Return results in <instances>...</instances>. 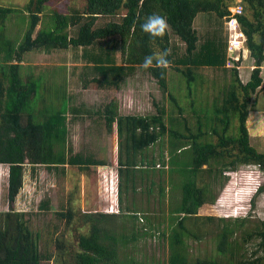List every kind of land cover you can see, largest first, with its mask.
<instances>
[{"label": "trees", "instance_id": "16d2710c", "mask_svg": "<svg viewBox=\"0 0 264 264\" xmlns=\"http://www.w3.org/2000/svg\"><path fill=\"white\" fill-rule=\"evenodd\" d=\"M58 1L63 0H29L19 9L0 4V164L8 166L10 203V210L0 223V264H42L53 258L55 264H165L129 254L130 244L147 234H139L144 220L152 229L162 232L159 236L163 240L168 237L167 228L171 229L166 264H264V219L255 230L245 233L241 229L246 225L245 219L227 223L224 218L199 215L204 205L215 203L214 189L217 184L224 188V182L219 179L226 178L227 172L237 171L241 166H257L264 172V151L253 146L248 127L256 108L253 96L258 99L264 84V0H240L243 13L237 19L254 60L246 83L240 79L237 66H227L229 8L237 0H86L81 10L60 9L55 5ZM153 13L168 20L169 27L163 36L153 37L141 28ZM214 16L219 20L206 28L196 27L200 18ZM102 18H120V21L110 20L104 26H97ZM10 20L17 29L9 27ZM173 39L185 44V49ZM163 51L169 53L168 67L142 66L145 56ZM37 54L43 60L36 59ZM139 69H147L167 92L170 106L165 108L155 101L156 113L123 114L120 102L114 99L103 109L113 142L112 166L82 153L70 155L67 113L75 89H119ZM207 69L213 71L212 77L206 73ZM219 71L223 72V78H218ZM176 79L182 82L179 89ZM206 83L220 89L210 104L195 97L198 85L203 87ZM175 89L179 93L175 94ZM26 113L29 115L24 122ZM74 113L89 112L75 108ZM158 144L162 150L159 160L153 153ZM164 148L170 156L168 160ZM186 151L190 152L188 160L178 163ZM92 165L98 168L92 169ZM66 166L93 181L104 179L100 184L104 200V176L111 179L114 171V178L117 179V174L121 178L117 193L121 195L123 216L85 213L84 226L88 231L77 233L76 244L71 249L65 235L54 238L49 223L46 235L41 227L33 229L29 214L20 211L17 204L27 169L35 172L41 167L65 173ZM166 167L171 177H175L172 181L180 184L183 196L178 199L176 209L164 216L169 221L164 227L161 214L132 210L136 199L124 206L123 196L139 193V179L143 183L158 175L163 180ZM151 181L145 188L149 194L156 187ZM158 189L160 194H165L163 182ZM263 192L264 184L257 194ZM50 203L41 202L38 212L48 214ZM57 215L67 219L69 225L74 211L69 208ZM117 219L134 224L118 227ZM154 219L157 223H152ZM215 220L221 224L216 228L208 230L200 225ZM195 228L204 235L215 234L218 243L215 255L188 260L186 238L202 239ZM43 236L54 240L56 257L44 251ZM238 236L243 243L258 240V247L252 253L254 259H245L244 244L236 240ZM118 239L126 248L121 256Z\"/></svg>", "mask_w": 264, "mask_h": 264}, {"label": "rangeland", "instance_id": "374dc122", "mask_svg": "<svg viewBox=\"0 0 264 264\" xmlns=\"http://www.w3.org/2000/svg\"><path fill=\"white\" fill-rule=\"evenodd\" d=\"M29 0H0V4L6 7H13L14 9H19L24 7ZM86 0H63L55 3L57 7L60 9H66V7L71 9H82L85 5ZM241 5L240 0L235 2V5L231 6L234 9L235 6ZM114 20L120 21V18H102L98 22L97 26H104L106 22ZM219 20L216 16L212 18H200L196 22V27L198 28H206L208 24L211 22H215ZM9 27L11 29L16 25L14 21L10 22ZM18 25L21 24L20 21L17 22ZM224 26L223 22H221ZM229 40V35H228ZM174 42L178 43L179 47L184 50L185 44H182L178 39H173ZM229 54V62L227 64L228 67L233 68L235 66L238 67L239 77L243 82H248L250 80L251 71L254 68V60L250 57V52L247 49L246 42H244L241 49L228 51ZM36 59L43 60L42 55H34ZM48 58V57H47ZM49 60V58L47 59ZM237 62L240 64L237 65ZM229 78L232 79V73L230 74V69H228ZM206 73L209 77H212L213 71L210 69L206 70ZM223 72H218V78H223ZM262 76L264 77V65L262 69ZM170 79V78H169ZM176 89H179L182 86V82H178L175 80ZM222 83L219 81V85ZM174 90V93H179V91ZM81 90L78 97L79 105L77 107L84 106L85 108H90L94 111H102L105 106L110 103L112 100L116 99L120 102L121 108L120 112L123 114H146L147 112L156 113V109L153 106V103L157 101L160 105L165 106V108L170 106L169 96L167 92H165L155 81V79L151 76L149 71L146 69L138 70L137 73L123 82L119 89H109L105 91H91V90ZM219 88H213L211 83H206L203 87L199 84L197 93H195V97L198 101L203 103H211L215 94L219 93ZM188 90L185 89L184 93H187ZM179 96V94H177ZM258 99L256 100V96H253L254 101L256 102V108L252 111L249 121L248 127L251 135V142L253 146H255L260 151H264V84L263 87L259 90ZM58 101V100H57ZM186 101V99L184 100ZM77 102V101H76ZM98 120V125L96 124L95 128H103V124L105 123L104 118H95ZM237 126V125H236ZM236 131V129H235ZM94 134L102 135L101 132H94ZM97 137V136H94ZM93 137V139H94ZM99 138V137H98ZM108 139V135H106ZM92 139V140H93ZM102 139L101 137L99 138ZM110 139V138H109ZM108 141L103 144V141H99V148L94 149L96 151V156L99 159H103L106 162L111 164L112 156H110V144L112 142ZM89 141V139H86ZM167 142V137L165 138ZM93 142V141H92ZM110 142V143H109ZM75 146V147H74ZM102 149V150H101ZM161 147L158 144L153 153L157 160L160 159ZM163 152L166 154V160L169 159V155H167L166 148L163 149ZM76 153L89 154V143L85 141L75 142L70 148V155H75ZM189 151H186L181 155V162L183 163L188 160L190 156ZM179 166H177L178 169ZM180 169V167H179ZM47 170V169H46ZM45 172L49 174L41 175L38 179L32 181V176L28 175L27 186L25 190L28 191V199L22 206V210L26 211L29 214L30 225L33 229L41 227L45 235L48 232L47 224L49 223L51 226V231L54 232V238L65 237L69 242V248H73L74 244H76V235L78 232H86L88 231V227L84 226V215L85 213L91 212H105L111 215H117L119 217L120 208L118 203V193L119 189V179L104 176L105 178V188H106V197L105 204H101L98 200L95 199L96 192L100 191V184H102V180L97 178L95 181L92 179H87L84 176H80V174L76 170L65 171L66 173H57L55 176L54 172ZM166 174L163 176L162 181L157 177L155 191L152 195V202L154 205H149L148 208L151 209V212L161 214L159 218L161 222H165L164 227L169 223V221L164 220V216H168L176 209L178 199L180 200L182 194V188H180V184L178 181H172L175 179L174 176L171 177L168 168L166 167ZM144 176L146 177L147 174ZM226 178L221 177L219 182H224V188H220V184H217L214 189V195L216 196V201L213 204H206L199 210V215L203 217L213 216L216 218H224L227 220V223H232L237 219H245L246 225L242 227V232L248 233L256 229V227L260 224V222L264 219V192L257 194L259 188L264 184V172H262L257 166H241L237 171H229L226 173ZM140 181V179H139ZM163 182L165 186V194H160L158 189V184ZM172 183V184H171ZM173 185V186H172ZM175 185V186H174ZM138 186V198L139 200L142 196L146 197L144 186ZM164 195V196H162ZM95 199V200H94ZM44 200L51 201L50 212L45 214L39 211V206L41 202ZM159 205V206H157ZM71 208L74 211V218L67 225L68 220L65 218H61L57 215V212H67L68 209ZM157 211V212H155ZM164 211V212H163ZM150 214L154 215L153 213ZM39 213V214H38ZM38 214V215H36ZM156 215V214H155ZM123 216V215H121ZM124 222V223H123ZM116 223L118 227H126L134 224L133 221H130V224H126L123 219H117ZM152 223H157L156 220H153ZM177 223V222H175ZM220 222L217 220L213 222H204L200 223V225H204V227L209 229H213L218 227ZM221 225V224H220ZM129 231V228H126ZM168 237L163 240L159 235L162 232H158L156 228H153L147 224L146 220L143 221V228L140 231V235L142 233H147L145 237L139 238L134 244H130L129 246V254L132 256H137L138 259H143L148 262H165L168 261L169 258V236L171 234V229L167 228ZM198 236H201V240H197L193 237L186 238L185 240V250L186 256L189 261H195L197 259H205L210 258L211 256L217 253V237L214 235H210L204 233L195 228ZM151 234V235H150ZM63 235V236H62ZM65 235V236H64ZM240 235V234H239ZM246 235V234H244ZM45 236H43L44 238ZM237 241L243 243V239L241 236H238ZM258 240L254 239L252 241H247L243 243L242 252L245 253L247 260H252L255 257L252 255L253 251L258 247ZM119 255L121 256L122 252L126 251V248H123V243L119 242ZM54 240L49 239L47 237L44 238V251L48 253H52L56 257V248H55ZM42 264H55L54 258L50 261H44Z\"/></svg>", "mask_w": 264, "mask_h": 264}, {"label": "crops", "instance_id": "0c3cea01", "mask_svg": "<svg viewBox=\"0 0 264 264\" xmlns=\"http://www.w3.org/2000/svg\"><path fill=\"white\" fill-rule=\"evenodd\" d=\"M40 63H42V62H38L37 64H40ZM79 89H80V87H77L75 89L74 96H73L74 97L73 101L69 102L70 103V108H69V111L67 113V116H68V129H69V132H70L69 137H68V149H70L71 146L76 141L79 142V143L81 141H85L86 143H89V154L88 155L92 156L97 161L105 162V164L108 165V167H109V165H110L109 162H106L103 159H99V157H97L95 155L96 151L94 150V149H97V148L100 147L99 146L100 145L99 141H103V144H104L110 138L109 141L112 142V137L107 132V128H106V124L105 123L103 124V126H104L103 128H98V129L95 128V130L93 129V127H96V124L98 123V120L95 119V118H98V119L104 118L103 110L102 111H99V110L98 111H94V110H91L90 108L89 109L85 108L84 106L77 107L79 105L77 96L81 92V90H79ZM84 90H86V91L87 90L88 91L91 90V91H95V92L97 91V90H93V89H84ZM75 108L76 109H85L89 113H84V114H80V115L76 114V113H74V109ZM28 115H29V113H26L24 115V122L27 121V119H28L27 116ZM98 131L101 132L102 135H99V134L95 135L94 134V132L96 133ZM106 135H108V137H109L108 139L106 138ZM94 136H97V137H94ZM93 137H94V139H93ZM98 137L99 138L101 137L102 139L100 140ZM86 139H89V141L86 140ZM110 146L111 147H110L109 152L111 154L110 156H112V162H113V156H114L113 142H112V144H110ZM77 154H79V153H76L75 155H77ZM85 155H87V154H85ZM112 162H111V166H112ZM95 168L97 169L98 167L92 165V169H95ZM7 169H8L7 165L0 164V223L2 222V218L4 217V214L7 213L10 210V203L8 202V193H7V187H8V183H7V181H8ZM68 169L69 170H74L70 166H66L65 171L66 172L69 171ZM45 170H46V168L43 169L41 167H39L37 169V171H35V172L30 171L29 169H27V171H26V173L24 175V185H23V188H22V192L18 196V203L17 204L19 205V208H20L19 210L20 211L26 212V211L22 210V206L25 203V201L28 199V196H27L28 195L27 194L28 191L25 190V187L27 186V179H28V181H31L28 178V175L32 176L31 177L32 181L34 179L36 181V179H38L41 175H43V176L46 175L47 177L49 176V174H47L45 172ZM48 172H51V171H48ZM52 172H54L55 176H56L57 173H58V169L57 170H53ZM111 175H114V171L111 173ZM80 176H84V177H86L88 179V177L85 176V175H81L80 174ZM117 177H118V179L120 181L121 178H120V176H118V174H117ZM151 177H153V176H151ZM157 177H159V176L156 175V177L151 178V180H153L155 182V180H157ZM122 179H125V177H123ZM151 180L145 179L143 183H142V181H139V184H140V186H144L145 185V188H146V184L150 185L151 182H152ZM155 184H156V182H155ZM159 184H158V186H159ZM96 193L97 194H96L95 199L97 201V204H98V200L100 201L101 204H105V200L102 198L101 194H99V192H96ZM145 195H146V197L142 196L140 198L142 200H139L138 194H135V193H131L130 195H128V197L126 195H124L123 196V198H124V206H126L127 202H130L132 204L133 203V199H136V206H134V205L131 206L132 210L151 212V209L148 208V206L149 205H151V206L154 205V203L152 202V198H151L153 194H149L148 192H146ZM120 200H121V195L118 197L119 208L121 206ZM157 206H159V205H157ZM155 212H157V211H155ZM151 213H153V212H151ZM153 214H158V213H153Z\"/></svg>", "mask_w": 264, "mask_h": 264}, {"label": "clouds", "instance_id": "9594fccd", "mask_svg": "<svg viewBox=\"0 0 264 264\" xmlns=\"http://www.w3.org/2000/svg\"><path fill=\"white\" fill-rule=\"evenodd\" d=\"M229 9H231V7ZM168 27L169 23L167 18L157 13H153L147 16V18L141 24L142 30L153 37L163 36L166 33ZM168 55L169 53L167 51L147 55L143 60L142 66L144 68H149L150 66H153V64H155L160 67H168V65L170 64V61L167 58Z\"/></svg>", "mask_w": 264, "mask_h": 264}, {"label": "built area", "instance_id": "2783aa9c", "mask_svg": "<svg viewBox=\"0 0 264 264\" xmlns=\"http://www.w3.org/2000/svg\"><path fill=\"white\" fill-rule=\"evenodd\" d=\"M230 10L231 16L227 24L229 29V50L236 51L238 49H241L246 40V36L240 29V25L237 19V15L243 13V7L241 5H238L234 7V9L231 8Z\"/></svg>", "mask_w": 264, "mask_h": 264}]
</instances>
